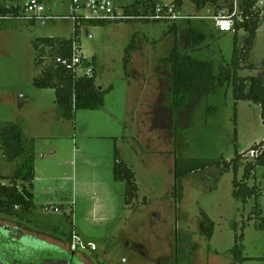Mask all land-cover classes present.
<instances>
[{
    "label": "rangeland",
    "instance_id": "1",
    "mask_svg": "<svg viewBox=\"0 0 264 264\" xmlns=\"http://www.w3.org/2000/svg\"><path fill=\"white\" fill-rule=\"evenodd\" d=\"M136 1L113 0L120 9ZM172 1L156 0L160 5ZM42 3L47 18L35 25L16 22L0 29V119L25 121L26 131L37 138L36 208L24 214L17 209L22 218L61 239L76 230L89 246L86 251L106 264H264V228L258 227L264 218V166L249 181L262 190L259 213L254 198L244 203L233 196L232 167L223 171L222 166H210L184 177L175 175L177 159L231 161L236 152L262 142L260 105L236 101L233 85L227 84L207 95H190L187 105L175 111L173 94L157 71L159 67L168 77L171 65L162 60L177 43L182 53L212 62L218 75L222 66L232 63L235 38L239 48L244 45L245 32L220 34L214 21L194 18L193 25L204 24L198 30L206 38L192 49L185 43L187 20H179L178 31L172 32L167 21L82 24L81 53L96 59L97 86L112 90L103 106L78 111L74 120H67L59 116L54 89L34 85L38 71L33 41L72 36V0ZM259 5L263 23L251 54L253 62L264 58V1ZM216 11L210 3L198 11L191 0H184L180 10L204 18ZM133 39L137 48L128 74L123 60ZM239 74L264 79V70L243 69ZM106 134L118 138H97ZM81 145L89 148L82 155L76 153ZM115 148L136 174L138 197L129 205L124 203L125 182L114 180ZM98 149L102 161L89 164L86 159L94 156L90 150ZM40 152L46 154L44 159ZM249 160L250 153L241 161L239 180ZM0 169L4 174L12 171L6 163ZM202 213L214 221L212 238ZM242 233L239 244L246 259L240 262L232 250Z\"/></svg>",
    "mask_w": 264,
    "mask_h": 264
},
{
    "label": "trees",
    "instance_id": "2",
    "mask_svg": "<svg viewBox=\"0 0 264 264\" xmlns=\"http://www.w3.org/2000/svg\"><path fill=\"white\" fill-rule=\"evenodd\" d=\"M21 0H0V29L8 28L17 24L16 22H28L35 25L36 19L18 20ZM184 0H173L177 8H181ZM199 11L204 9L209 3L220 9L226 8L233 10L234 0H191ZM260 0H238L240 9L243 11V21L235 22L236 31L243 30L246 34L244 45L239 48L237 37L234 41V54L232 63L229 66H222L218 75L214 74L212 62L202 61L190 54H184L179 50L176 43L171 51V55L165 58L164 62L171 65V71L165 78L169 91L173 94V106L175 111L187 105L188 97L203 96L213 93L218 86L227 84L233 85V93L236 101L247 100L261 107V120L264 124V79L254 75L242 76L239 72L243 69L251 71L264 70V58L259 62L251 60V54L255 47V42L263 18L261 8L257 6ZM11 7H6V3ZM156 0H137L129 6H125V13L133 16H144L133 20L143 22H156L165 20H150L147 16L153 15L156 8ZM16 4V5H14ZM189 26L185 33V43L189 48H197L204 42L206 36L201 33L197 26L192 24V18L186 19ZM131 21V20H124ZM112 22L109 20H76L74 30L70 38L62 37H37L33 41L35 50V64L38 71L34 78V85L41 89H54L57 111L61 118L74 120L78 111L96 110L104 105L105 97L109 89H102L96 84V71L89 77L80 73L77 67L63 65L58 59H67L71 62L74 55L73 45L76 42L79 50L81 26L85 23L93 25H107ZM170 22V21H167ZM170 32L178 31V26L171 23ZM137 48L134 39L125 49L124 69L128 73V66L132 59V52ZM85 58L82 60V67L87 68L94 64ZM160 71L159 68L157 69ZM26 122L3 121L0 119V148L2 162L12 169L11 173L4 174L0 169V212L8 216L23 217L21 213H31L35 208L34 203V179H35V138L26 131ZM259 151L258 155L251 157L244 166V173L239 180L237 174L241 166V161L250 151ZM247 152V153H246ZM244 153L236 152L231 161L221 160H192L183 162L180 159L175 163V175L177 178L184 177L189 173L203 170L210 166H222L223 171L234 170L233 196L247 203L251 198L256 200L258 213L261 211L259 199L262 195L257 186L250 185L249 181L254 179L255 171L259 166H264V140L255 143ZM119 153L115 148L113 175L115 181H124L126 185L125 201L126 205L131 204L138 197V185L134 170L124 162H118ZM7 181V182H6ZM181 197V194L179 195ZM21 210V213L17 212ZM202 216L210 224L209 238H212L214 231V221L206 213ZM264 228V218L258 225ZM70 239V236H69ZM243 239V233L236 236V243L233 248L234 256L237 261H243L242 247L239 241Z\"/></svg>",
    "mask_w": 264,
    "mask_h": 264
},
{
    "label": "built area",
    "instance_id": "3",
    "mask_svg": "<svg viewBox=\"0 0 264 264\" xmlns=\"http://www.w3.org/2000/svg\"><path fill=\"white\" fill-rule=\"evenodd\" d=\"M264 0H261V2ZM2 3L0 2V5ZM16 5V4H14ZM260 7L259 2L257 4ZM6 7H11V4L6 3ZM46 11L45 5L42 0H30L25 4H20L19 15L16 17L18 20H32V19H42L46 17L44 15ZM243 11L240 9L238 4H234L233 10H219L217 13L211 16L214 20L216 26L221 32H230L234 29L236 20L243 21ZM70 16L74 21L76 20H109V21H124L133 20L138 18H144V16H133L125 13L123 9L115 6L113 0H86L81 2L80 0H72L70 6ZM47 18V17H46ZM146 18L150 20H165V21H175L184 18L174 2L168 5H160L156 3L155 13L153 15L147 16ZM74 55L71 62L67 59H58L59 63L63 65H72L77 67V70L89 77L94 75L93 67L89 66L87 68L82 67L83 56L79 50L78 44L75 42L73 45ZM251 157L258 155L259 151L252 150L249 152ZM55 211L60 209L55 207ZM71 245L73 248H87L85 244L76 232L72 234ZM91 248H94L91 247Z\"/></svg>",
    "mask_w": 264,
    "mask_h": 264
},
{
    "label": "flooded vegetation",
    "instance_id": "4",
    "mask_svg": "<svg viewBox=\"0 0 264 264\" xmlns=\"http://www.w3.org/2000/svg\"><path fill=\"white\" fill-rule=\"evenodd\" d=\"M0 264L106 263L88 253L86 248H73L66 238L47 236L39 228H33L27 219L0 212Z\"/></svg>",
    "mask_w": 264,
    "mask_h": 264
},
{
    "label": "crops",
    "instance_id": "5",
    "mask_svg": "<svg viewBox=\"0 0 264 264\" xmlns=\"http://www.w3.org/2000/svg\"><path fill=\"white\" fill-rule=\"evenodd\" d=\"M173 2V1H172ZM238 4V0H234V4ZM20 4H21V1H20ZM195 6V5H194ZM238 6H239V4H238ZM182 8V7H181ZM181 8H178V11H179V13L182 15V16H184V18H182V19H178V20H175V21H170L171 23H175L176 25H177V22L179 21V20H186V19H188V18H192V19H194V18H197L198 20H202V19H210V20H212V21H214L212 18H211V16H209V17H205L204 18V16H194V15H192V14H188V15H183L181 12H180V10H181ZM234 9V8H233ZM220 10H228V9H226V8H223V9H220ZM215 14V13H214ZM213 14V15H214ZM215 23V22H214ZM178 26V25H177ZM198 26H204V24H202V25H200V22H198ZM199 27V28H200ZM215 30L218 32V33H220V34H227V33H234V31H235V34H237L238 32H240V31H243V30H240V31H236L235 29H233V30H231L230 32H221V31H219V29H218V27L216 26V24H215ZM259 31V30H258ZM239 34V33H238ZM236 36V35H235ZM238 36V35H237ZM80 45H81V41H80ZM81 52H82V48H81ZM82 54V53H81ZM82 56H83V58H85L84 57V55L82 54ZM133 58H134V53H132V59H131V62H130V64H129V66H128V69L130 68V66L132 65L131 63H132V61H133ZM85 59H87V58H85ZM95 61H94V64H92L91 65V67H93V69H94V71H96V74H97V68H96V59H95V57L93 58ZM93 59L92 60H89V59H87V60H89V61H93ZM159 67H157V69H158ZM160 70V69H159ZM158 71V70H157ZM128 74H129V71H128ZM158 77H159V79L161 80V79H165V72H162L161 70L158 72ZM131 83H132V81L130 80L129 81V85H131ZM112 88V87H111ZM103 89V88H102ZM112 90V89H111ZM78 114V113H77ZM77 116V115H76ZM174 124V123H173ZM34 136V135H33ZM112 136H114V137H116V138H118L117 137V135H97V138H109V137H112ZM34 138H35V179H34V203H35V199H36V197H37V185H38V180L40 179L39 177H38V169H37V156H38V148H37V138H36V136H34ZM80 140V139H79ZM81 141V140H80ZM86 149H89L88 147H85V145H81V147H78V148H76V153L77 152H79V151H82V153H81V155L83 154V152H84V150H86ZM56 151H54L53 153H55ZM40 153H42V155H41V158H45L46 157V154L45 153H43V152H40ZM90 153H92V154H94V156L92 157V159H91V157L90 158H87L86 159V161L87 162H89V164H94V165H99L100 164V162L102 161V158H101V156H97L96 154H98V155H101V152H100V149H98V150H90ZM118 153H119V157H118V162H124L125 164H127L124 160H123V158H122V156H121V154H120V152L118 151ZM114 163H115V161H114ZM128 165V164H127ZM129 166V165H128ZM113 167H114V164H113ZM119 182V181H118ZM72 188H73V193L74 194H77L78 193V187L73 183V186H72ZM125 188H126V185H125ZM126 190V189H125ZM59 208H62V206H58ZM35 208H36V203H35ZM34 208V209H35ZM33 209V210H34ZM39 228V230H41L43 233H45L46 235H47V233H46V231L44 230V229H42V228H40V227H38ZM73 232H76L77 234H78V236H79V233L76 231V230H73L69 235H67L66 236V239H68V241H72V234H73ZM51 235V234H50ZM47 236H49V235H47ZM55 236V235H54ZM69 236H70V239H69ZM80 237V236H79ZM47 238H49L50 239V237H47ZM81 239V238H80ZM92 250H93V248H92Z\"/></svg>",
    "mask_w": 264,
    "mask_h": 264
}]
</instances>
